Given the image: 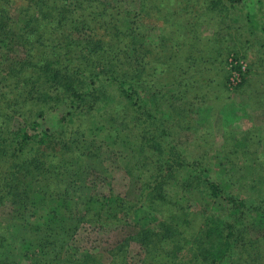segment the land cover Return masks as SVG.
<instances>
[{
	"label": "trees",
	"instance_id": "16d2710c",
	"mask_svg": "<svg viewBox=\"0 0 264 264\" xmlns=\"http://www.w3.org/2000/svg\"><path fill=\"white\" fill-rule=\"evenodd\" d=\"M149 20L174 33L148 44ZM255 37L264 53L262 0H0V210L12 219L0 264H22L20 251L29 264H102L66 251L82 224L136 229L110 264H133L134 248L140 264H264V206L248 214L212 178L232 168L208 166L206 137L188 138L204 99L190 71ZM184 144H202L199 159ZM92 150L122 153L134 203L94 190L107 169Z\"/></svg>",
	"mask_w": 264,
	"mask_h": 264
},
{
	"label": "rangeland",
	"instance_id": "374dc122",
	"mask_svg": "<svg viewBox=\"0 0 264 264\" xmlns=\"http://www.w3.org/2000/svg\"><path fill=\"white\" fill-rule=\"evenodd\" d=\"M262 1L264 10V0ZM174 28L173 24L167 26L162 22L153 23L149 20L146 29L147 43L153 45L160 39L168 38L170 33H174ZM243 40L246 39L241 38V41ZM254 40L256 37L249 45L244 41L242 43L240 40L237 41L238 46H242L243 50L228 54L225 58L226 63L221 65L210 61L204 66V72L197 66L190 71L191 74L189 73V76L195 73L197 77L204 78L196 82V86L199 87V91H196L204 99L199 107H195L198 116L192 117L196 129L191 130L188 138L193 140L195 136L201 139H204L203 136L206 137L208 148H212V153L207 159L200 160L206 162L208 166L222 163L225 168H232L230 173L224 175L214 170L212 178L216 182L227 184V190L246 203L249 208L248 214L251 215L264 206V53ZM198 70L200 71L197 72ZM207 82L214 83L207 84ZM46 116L49 126L58 120L56 113ZM17 126L18 124H15V127ZM184 146L187 148L190 162L199 159L197 156L202 144L195 146L184 144ZM92 152L103 156L104 167L107 169L104 174H93L89 177V183L94 190L99 194L114 191L134 203L136 201L134 187L124 173L122 162L119 161L122 159V153L118 151L116 156H111L106 155V151L92 150ZM244 216L245 214L239 219L247 224L250 221H248L249 216L243 219ZM0 220L3 226L11 222L9 206L0 210ZM120 229L121 227H111L110 230L101 231L89 224H82L66 251L88 252L98 257L102 264H110L113 260L111 250H114L122 235L136 231L133 226L130 228L125 226L122 232H119ZM133 252L135 255L133 264H140L142 259L147 258V255H141L138 248H134ZM21 254L20 251L16 257L18 261L29 264L22 259Z\"/></svg>",
	"mask_w": 264,
	"mask_h": 264
}]
</instances>
